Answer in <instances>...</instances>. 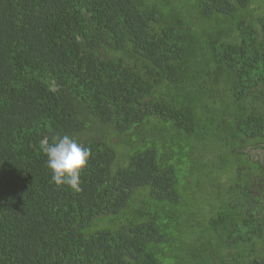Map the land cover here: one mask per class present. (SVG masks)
I'll use <instances>...</instances> for the list:
<instances>
[{
    "label": "trees",
    "instance_id": "trees-1",
    "mask_svg": "<svg viewBox=\"0 0 264 264\" xmlns=\"http://www.w3.org/2000/svg\"><path fill=\"white\" fill-rule=\"evenodd\" d=\"M0 264H264V0H0Z\"/></svg>",
    "mask_w": 264,
    "mask_h": 264
},
{
    "label": "clouds",
    "instance_id": "clouds-1",
    "mask_svg": "<svg viewBox=\"0 0 264 264\" xmlns=\"http://www.w3.org/2000/svg\"><path fill=\"white\" fill-rule=\"evenodd\" d=\"M42 147L55 185L78 191L82 170L90 157L89 149L68 135L55 136L51 142L44 141Z\"/></svg>",
    "mask_w": 264,
    "mask_h": 264
}]
</instances>
